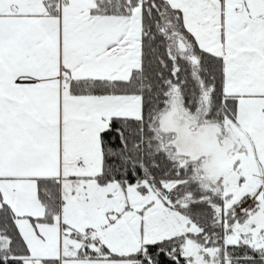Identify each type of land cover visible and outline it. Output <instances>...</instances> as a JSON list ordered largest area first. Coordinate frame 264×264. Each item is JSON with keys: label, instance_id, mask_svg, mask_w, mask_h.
Wrapping results in <instances>:
<instances>
[{"label": "snow or ice", "instance_id": "6c2138e0", "mask_svg": "<svg viewBox=\"0 0 264 264\" xmlns=\"http://www.w3.org/2000/svg\"><path fill=\"white\" fill-rule=\"evenodd\" d=\"M0 264H264V0H0Z\"/></svg>", "mask_w": 264, "mask_h": 264}]
</instances>
